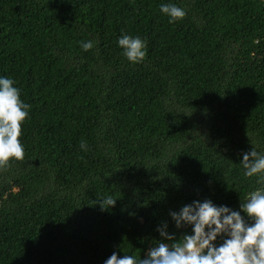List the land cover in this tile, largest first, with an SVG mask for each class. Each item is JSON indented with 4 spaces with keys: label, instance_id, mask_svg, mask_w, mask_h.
I'll use <instances>...</instances> for the list:
<instances>
[{
    "label": "trees",
    "instance_id": "1",
    "mask_svg": "<svg viewBox=\"0 0 264 264\" xmlns=\"http://www.w3.org/2000/svg\"><path fill=\"white\" fill-rule=\"evenodd\" d=\"M123 33L147 42L140 63ZM0 76L30 105L23 159L0 166V264L139 261L163 223L191 234L171 211H239L262 186L240 163L264 154V0H0Z\"/></svg>",
    "mask_w": 264,
    "mask_h": 264
},
{
    "label": "clouds",
    "instance_id": "2",
    "mask_svg": "<svg viewBox=\"0 0 264 264\" xmlns=\"http://www.w3.org/2000/svg\"><path fill=\"white\" fill-rule=\"evenodd\" d=\"M159 8L169 24L186 16L185 10L174 3H162ZM79 44L85 52L94 46L92 40ZM117 44L122 57L131 64L140 63L147 55V42L139 36L123 33ZM15 83L0 76V166L24 156L22 124L30 105L21 100ZM79 147L86 149V143L81 141ZM240 165L244 176L256 177V183L262 186L248 194L239 211L217 206L210 199L195 200L169 213L177 229L191 228V234L177 239L165 222L157 229L162 239L147 251L145 258L137 261L134 255L113 252L104 264H264V154L255 148L245 152ZM116 201L107 195L97 204L105 211L113 208Z\"/></svg>",
    "mask_w": 264,
    "mask_h": 264
}]
</instances>
